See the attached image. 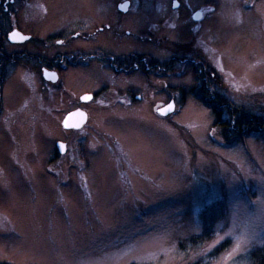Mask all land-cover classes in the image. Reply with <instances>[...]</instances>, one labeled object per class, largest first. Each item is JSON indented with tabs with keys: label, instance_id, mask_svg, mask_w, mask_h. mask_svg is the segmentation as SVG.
<instances>
[{
	"label": "rangeland",
	"instance_id": "374dc122",
	"mask_svg": "<svg viewBox=\"0 0 264 264\" xmlns=\"http://www.w3.org/2000/svg\"><path fill=\"white\" fill-rule=\"evenodd\" d=\"M119 1L52 0V18L58 14L66 26L75 19L117 25ZM135 1L142 21L136 31L151 32L143 51L157 68L146 73L137 106H117L110 91L105 104L90 107V121L73 135L85 143L86 168L79 158H53L55 140L67 135L65 92L96 90L110 84L109 75L98 66L80 67L71 88L58 94L44 90L35 71L17 69L7 88L10 108L0 119V262L189 264L230 241L212 264H250L249 253L264 245V133L227 143L211 110L192 95L202 88L197 74L212 72V84L237 111L264 116V0H185L214 5L205 7L212 11L197 27L181 16L161 25L171 0ZM123 40L111 36L103 51L126 50ZM170 51L197 54L203 66L196 61L195 73L194 60L168 63ZM172 98L175 111L160 115ZM215 197L225 198L227 212L214 237L181 249L202 230L200 205Z\"/></svg>",
	"mask_w": 264,
	"mask_h": 264
},
{
	"label": "flooded vegetation",
	"instance_id": "af4514ba",
	"mask_svg": "<svg viewBox=\"0 0 264 264\" xmlns=\"http://www.w3.org/2000/svg\"><path fill=\"white\" fill-rule=\"evenodd\" d=\"M52 4V0H0V119L10 108L4 103V95L7 88L13 87L17 69H24L29 74L35 71L42 88L53 89L58 94L71 88L77 77L74 70L80 67L98 66L109 75L110 84L106 83L96 90L86 89L75 96L65 92L69 98L70 109L62 115L63 124L68 115L77 110L87 114V124L91 118L90 107L95 103L105 104L103 102L108 100L110 91L111 97H114L112 102L117 106H137L143 102L141 92L144 90V77L146 73L151 76L157 66L152 62L153 56L148 51H143L144 43L153 38L151 32L147 31L140 36L136 31L142 27L139 26L142 22L139 20L141 15H138L140 4L135 0H120L115 6L117 25L110 22L108 24L107 20L87 24L75 19L68 26L62 19H58V14L52 18ZM207 5L196 7L190 6L185 0H171L164 9H168V13L166 16L163 14L164 18L170 20H164L161 25L173 23V20L181 16L188 21L187 24L197 27L206 20L208 12L212 11H207ZM209 6L214 7L212 4ZM164 34L162 36L165 38ZM111 36L126 39L120 42L126 46V50L103 51V48L107 49V40ZM171 37L175 39L174 36ZM165 56L170 60L168 63H177L179 60L182 63L190 61L192 64L194 60L196 64L193 66L196 69V61L202 59L191 52L170 51ZM147 60L148 65L145 68ZM202 72L203 70L200 73ZM89 95L91 97L86 100L85 96ZM174 100L170 99L165 106ZM79 131L81 129L65 128L67 135L55 140L52 154L53 158L67 156L68 161L79 158L81 166L86 168L88 161L85 143L73 137ZM72 140L75 144L73 148L70 146ZM59 143L64 144L63 150L59 149Z\"/></svg>",
	"mask_w": 264,
	"mask_h": 264
},
{
	"label": "trees",
	"instance_id": "16d2710c",
	"mask_svg": "<svg viewBox=\"0 0 264 264\" xmlns=\"http://www.w3.org/2000/svg\"><path fill=\"white\" fill-rule=\"evenodd\" d=\"M199 65L203 66V62L201 61ZM192 70L195 73L198 72L195 67H192ZM210 73L197 74L198 83L202 88L193 90L192 95L211 110L214 125L220 129L223 139L227 143H232L264 133V116L246 113L242 110L237 111L228 97L222 94L221 89L212 84L213 76ZM226 212L225 198L215 197L211 201L202 202L198 213L202 229L200 234L186 239L179 247L183 250L193 249L210 241L214 237L216 223L223 219ZM229 244L230 241H225L206 256L189 264H212L228 248ZM249 259L250 264H264V245L252 250L249 253ZM0 264L9 263L0 262Z\"/></svg>",
	"mask_w": 264,
	"mask_h": 264
},
{
	"label": "water",
	"instance_id": "95a60500",
	"mask_svg": "<svg viewBox=\"0 0 264 264\" xmlns=\"http://www.w3.org/2000/svg\"><path fill=\"white\" fill-rule=\"evenodd\" d=\"M85 97V99L88 100L91 96L89 95ZM175 108V102L172 101L168 105L159 109L158 113L162 116H168L175 111ZM86 122L87 114L82 110H77L68 115L64 122V126L66 129H80L86 124ZM58 147L60 150H63L64 144L59 143Z\"/></svg>",
	"mask_w": 264,
	"mask_h": 264
},
{
	"label": "snow or ice",
	"instance_id": "6c2138e0",
	"mask_svg": "<svg viewBox=\"0 0 264 264\" xmlns=\"http://www.w3.org/2000/svg\"><path fill=\"white\" fill-rule=\"evenodd\" d=\"M24 39H27L26 37Z\"/></svg>",
	"mask_w": 264,
	"mask_h": 264
}]
</instances>
